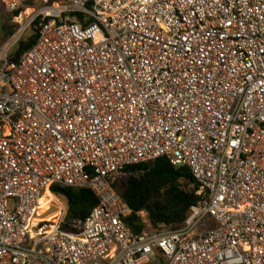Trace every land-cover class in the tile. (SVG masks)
<instances>
[{
	"label": "built area",
	"instance_id": "2783aa9c",
	"mask_svg": "<svg viewBox=\"0 0 264 264\" xmlns=\"http://www.w3.org/2000/svg\"><path fill=\"white\" fill-rule=\"evenodd\" d=\"M0 3V264H264V0ZM160 158L200 199L134 234L112 185ZM53 186L97 199L75 231L41 212Z\"/></svg>",
	"mask_w": 264,
	"mask_h": 264
},
{
	"label": "trees",
	"instance_id": "16d2710c",
	"mask_svg": "<svg viewBox=\"0 0 264 264\" xmlns=\"http://www.w3.org/2000/svg\"><path fill=\"white\" fill-rule=\"evenodd\" d=\"M7 12L5 7L0 3ZM30 2L27 3V6ZM10 21L18 12H7ZM38 23L33 26V34L27 40H20L10 61L17 62L35 42ZM18 24H1L0 33L11 38ZM198 185L187 167H175L167 158L127 168L126 175L118 178L112 190L129 207L131 215L125 219L127 227L134 234L149 231H176L189 215V210L200 199L196 195ZM50 193L62 200L71 214V225L62 224V229L75 231L97 204L95 195L88 189L53 186ZM141 213L145 215L142 218ZM144 220L146 222H144ZM208 226L210 221L206 220ZM212 226V224H211Z\"/></svg>",
	"mask_w": 264,
	"mask_h": 264
},
{
	"label": "rangeland",
	"instance_id": "374dc122",
	"mask_svg": "<svg viewBox=\"0 0 264 264\" xmlns=\"http://www.w3.org/2000/svg\"><path fill=\"white\" fill-rule=\"evenodd\" d=\"M34 7H36V5H34ZM0 23L1 24H13L14 23V21L13 20H11L10 21V19H9V15H8V13L2 8V6L0 5ZM18 24V23H17ZM20 26L18 25V27H17V29H16V31H15V33L18 31V28H19ZM14 33V34H15ZM14 34L12 35V37L14 36ZM33 34V28H30V29H28V30H26L25 32H24V34L21 36V38H20V40H27L28 38H30L31 37V35ZM11 37V38H12ZM10 37L8 38H5L4 36H2V33H0V45H2V44H4V43H6L8 40H10L11 39ZM19 40V41H20ZM118 179V178H117ZM116 179V180H117ZM61 203H59L58 201H57V199H55L54 197H53V195H51V193H49V192H46V194H45V196L41 199V203H40V209H41V212H44V211H46V210H48V205L50 204V203H53V205H51L52 206V210H51V212L52 211H55V208L53 207V206H55L57 209V212H55V213H53V214H51V215H49L48 217H47V220L48 221H50V222H58V220L60 219V217L62 216V214H63V211H64V207L63 206H65V209H66V214H67V208H66V205H65V203L62 201V200H60V199H58ZM10 204L8 203V206H9ZM66 216V215H65ZM65 219V218H64ZM63 219V220H64ZM151 259H152V261H154L155 259H154V257H151Z\"/></svg>",
	"mask_w": 264,
	"mask_h": 264
},
{
	"label": "crops",
	"instance_id": "0c3cea01",
	"mask_svg": "<svg viewBox=\"0 0 264 264\" xmlns=\"http://www.w3.org/2000/svg\"><path fill=\"white\" fill-rule=\"evenodd\" d=\"M52 195V194H51ZM55 199H57L55 196H53ZM57 201L59 202V203H61L58 199H57ZM62 204V203H61ZM63 205V204H62ZM54 208H55V211H52L51 212V210H52V206H50V204L48 205V210H46L47 212H46V214L49 216V215H51V214H53V213H55V212H57V208L55 207V206H53Z\"/></svg>",
	"mask_w": 264,
	"mask_h": 264
},
{
	"label": "water",
	"instance_id": "95a60500",
	"mask_svg": "<svg viewBox=\"0 0 264 264\" xmlns=\"http://www.w3.org/2000/svg\"><path fill=\"white\" fill-rule=\"evenodd\" d=\"M71 221H72L71 214L67 212L66 217L64 219V224L67 226H70Z\"/></svg>",
	"mask_w": 264,
	"mask_h": 264
},
{
	"label": "bare ground",
	"instance_id": "6f19581e",
	"mask_svg": "<svg viewBox=\"0 0 264 264\" xmlns=\"http://www.w3.org/2000/svg\"><path fill=\"white\" fill-rule=\"evenodd\" d=\"M40 203H41V201H40ZM51 230H52V228L47 227V228H44L42 231H43L44 233H48V232H50Z\"/></svg>",
	"mask_w": 264,
	"mask_h": 264
}]
</instances>
